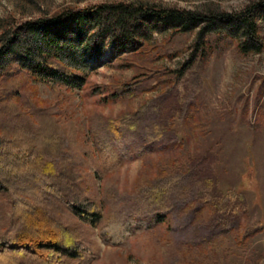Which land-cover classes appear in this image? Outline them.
Listing matches in <instances>:
<instances>
[{
	"label": "rangeland",
	"instance_id": "rangeland-1",
	"mask_svg": "<svg viewBox=\"0 0 264 264\" xmlns=\"http://www.w3.org/2000/svg\"><path fill=\"white\" fill-rule=\"evenodd\" d=\"M140 1L163 9L214 14H234L264 4V0H0V38L22 23L69 7ZM258 23L263 44L259 54H243L239 39L210 36L213 46L206 58L201 63L196 57L191 67L195 77L189 81L197 88L192 108L183 122L173 121L172 126V135L178 139L177 156L193 158L206 174L200 176L212 179L213 187L223 195L241 194L243 202L237 203L236 213L231 215L229 209L222 218L209 206L196 209L192 205L185 216L176 218L169 236L163 226L116 246H106L96 227L79 226L74 221L68 225L88 233V245L79 250L82 256H89L88 264H264V19ZM197 32L155 33L143 53L125 57L124 62L112 64L116 61L112 49L99 58H87L90 87L129 84L138 76L148 81L144 83L150 85L146 91L123 104L101 108L85 90L67 93L51 89L25 73L14 76V83L0 82V138L31 141L36 146L35 137H50L53 146L49 144L41 152L55 166V174L49 178L52 186L45 193L51 206V194L63 193L66 182L77 186L68 193L70 198L83 190L96 204L104 203L100 176L107 169L102 170L89 134L90 115L97 112L117 117L151 102L162 103L177 70L194 58ZM5 60L7 64L14 61L11 54ZM10 73L9 68L0 70V75ZM160 163L157 156L146 163L139 159L124 162L116 174L120 196L130 194L138 177H155ZM204 184L200 180L193 187ZM9 206V197L0 193V214L5 222L0 230L9 226ZM233 219V229L222 234L225 220L230 224ZM81 263L78 258L66 259V264Z\"/></svg>",
	"mask_w": 264,
	"mask_h": 264
},
{
	"label": "trees",
	"instance_id": "trees-1",
	"mask_svg": "<svg viewBox=\"0 0 264 264\" xmlns=\"http://www.w3.org/2000/svg\"><path fill=\"white\" fill-rule=\"evenodd\" d=\"M263 19L264 4L239 13L214 14L163 9L141 1L112 2L69 7L4 33L0 38V70L9 68L13 73L0 75V82L14 83V76L25 73L51 89L67 93L85 90L103 108L133 101L150 85L138 76L129 84L90 87L87 58H99L112 49L116 55L112 64L124 62L125 57L143 53L155 33L172 36L198 31L194 58L177 70L162 103L151 102L117 117L97 112L90 115L89 134L102 170L107 169L100 176L104 181V203L101 200L96 204L83 190L70 198L68 193L77 186L66 182L63 193L51 194V206L45 193L52 186L49 178L55 174V166L41 152L52 145L50 137H35L36 146L31 141L0 138V193L10 200L9 226L0 230V264H66V259L74 258L88 264L89 256L79 253L88 245V233L68 225L74 221L79 226L96 227L106 246H116L125 245L131 236L163 226L169 236L176 218L185 216L192 205L196 209L209 206L222 218L229 209L231 215L236 213L237 203L243 202L241 194L223 195L193 158L177 156L178 139L172 135V126L173 121L183 122L192 108L197 88L189 81L195 77L190 71L195 58L202 63L212 48L210 36L239 39L243 54H259L263 44L258 22ZM8 54L13 64H7ZM155 156L161 160L155 177H138L130 194L120 196L116 174L122 164L135 159L146 163ZM200 180L205 184L194 189ZM3 217L0 214V226L5 223ZM223 224L222 234H227L235 221L228 224L230 227Z\"/></svg>",
	"mask_w": 264,
	"mask_h": 264
}]
</instances>
